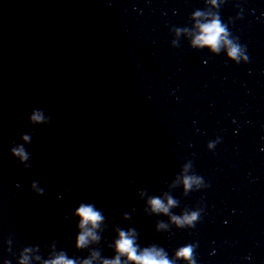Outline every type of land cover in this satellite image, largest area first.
I'll use <instances>...</instances> for the list:
<instances>
[{"label": "clouds", "instance_id": "clouds-1", "mask_svg": "<svg viewBox=\"0 0 264 264\" xmlns=\"http://www.w3.org/2000/svg\"><path fill=\"white\" fill-rule=\"evenodd\" d=\"M215 2V0H213ZM196 17L201 15L200 12L194 13ZM199 34L195 36L192 43L197 47H208L214 52H218L222 44L226 43L231 45L228 49V55L230 58L239 60L241 55V49L238 45H233L230 40L227 39L228 32L226 27L221 23L218 18H213L207 22L197 24ZM248 59V57H244ZM51 117L45 118L42 110L33 111L30 116V121L33 123H46L50 122ZM22 139L25 142L31 141V136L24 135ZM12 154L21 161H28L30 159V153L26 151L24 146L16 145L11 149ZM193 178H186L185 185L187 187L191 186ZM151 208L154 212L167 213L169 210L168 206L175 204V201L171 198L168 200V206H166L159 198H153L149 201ZM80 217V227L85 229L80 233L77 240L78 247H86L89 243V239L96 240L97 236L94 235L91 228H96L99 226V222L102 221V214L94 208L92 205H81L77 213ZM198 217V213H191L185 215L182 218L172 217V220L178 225L183 226L184 224L191 225ZM115 250L117 255L114 259H105L102 264H121V256L127 258L132 264H174V262L167 258V254L162 248L156 246L146 247L140 249L136 243V233L134 229L125 231H119V238L115 241ZM31 251V249H25V253ZM193 249L192 246H186L179 249L176 253L178 258L186 259L190 264H194L192 260ZM98 255V254H97ZM39 259V257H37ZM20 264H28V256L25 254L20 260ZM44 264H76L73 259H68L64 253H60L55 259L47 260ZM83 264H92V261L85 260Z\"/></svg>", "mask_w": 264, "mask_h": 264}]
</instances>
